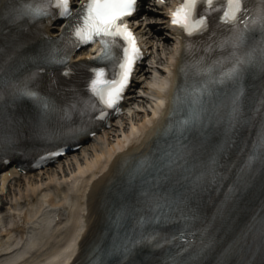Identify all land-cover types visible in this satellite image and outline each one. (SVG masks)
I'll return each instance as SVG.
<instances>
[{
    "label": "snow or ice",
    "instance_id": "6c2138e0",
    "mask_svg": "<svg viewBox=\"0 0 264 264\" xmlns=\"http://www.w3.org/2000/svg\"><path fill=\"white\" fill-rule=\"evenodd\" d=\"M139 0H84L80 6V10L73 15L70 0H29L22 9L25 16L33 19L44 17L47 15L60 16L66 18L68 39L65 41V55L57 60L56 53L59 51L53 48L49 58L52 61L62 62L68 59L67 51L73 47L94 42L99 39L104 46L102 54L97 57L100 61L111 60L112 69L109 71L107 67H94L91 69L92 75L86 84L91 95L84 101V110L94 108V100L103 107H116L118 102L123 99V93L131 81L132 72L137 61L143 56L140 45L132 29L128 26L127 18L133 14L138 7ZM253 5L248 7V5ZM55 9V11H53ZM9 15L11 10L5 8ZM253 12L254 15H249ZM213 13H220L218 16V26L230 25V35L228 37L221 36L219 41L214 37L217 32H212L209 39L211 44L205 43L208 52L214 51L213 45L219 48L231 47L233 51L227 56L208 63L207 55H202L198 59L185 63L182 71L185 77V86L183 92V102L188 106L189 114L179 122L181 134L185 131H191L197 127L203 128L205 123L213 122V108L218 112L221 104L214 106L215 97L218 93V86L229 82L239 83L248 70V66L258 63L261 69H264V0H183V2L172 11V23L178 25L187 33L186 39L187 51L191 54L195 48L192 40L195 36H204L209 31L210 21ZM260 30V39L257 47L247 55H240L239 49L248 41L254 38L256 29ZM75 37V39H73ZM64 34H61V39ZM260 53L257 60L256 52ZM231 63L232 67L225 68ZM217 69L220 70L217 75ZM71 70L65 68V72ZM196 77H204L202 81H197ZM16 91L40 103L45 109L52 107L51 101L44 97L39 91H35L27 84L17 87ZM243 89L238 88L231 99L232 119L229 122V129L234 131V124L241 112V97ZM177 101L181 99L178 94ZM264 108V101L261 102ZM118 110V108H117ZM101 115H104L101 110ZM60 151H63L61 148ZM224 151L221 149L218 152ZM254 151L260 154V158L264 161V132L256 139ZM257 157L255 155L249 157L248 168L251 167L253 161ZM170 163H176L171 160ZM212 167L209 173L202 174L198 180L204 179L205 175H210L213 182L221 178V173L216 171V167L220 164L219 158H213ZM244 177H241V183H246ZM241 188L233 185L232 192L238 193ZM147 195V193H145ZM152 203L158 210L161 208L158 200L153 197ZM166 214H154L149 220L147 216L139 221V226H144L150 222L162 223ZM170 219V217H168ZM185 219H188L185 217ZM261 231L264 232V217L261 218ZM161 235L156 232L144 236L143 239L132 242L129 241L131 247L122 246L117 248L113 246V250L109 255H115L122 251L127 256L132 248L137 244L147 242H155L157 236ZM180 238L184 239V234H180ZM159 247V243L155 244ZM191 247V243L188 244ZM187 248L181 247L175 254L170 257L171 264H186L181 260L182 253Z\"/></svg>",
    "mask_w": 264,
    "mask_h": 264
},
{
    "label": "bare ground",
    "instance_id": "6f19581e",
    "mask_svg": "<svg viewBox=\"0 0 264 264\" xmlns=\"http://www.w3.org/2000/svg\"><path fill=\"white\" fill-rule=\"evenodd\" d=\"M177 50V46H175ZM168 68V67H167ZM171 70V67L170 69ZM164 83V82H163ZM161 83V89L156 94L159 97V102L156 107H152L151 112L141 123V127H133L128 133L122 129L116 136V140L112 144L105 145L98 148L99 141L93 142V154L91 156H74L75 166L70 170L71 175L67 178H60L59 182L56 178L62 177L57 171L54 175L48 177V186L45 190H41L44 180L41 176V182L33 184L30 182L29 176L40 175L35 173L32 175H25L26 179V194L32 192L36 193V200L29 197L26 208L22 211V206L14 205L13 212L16 209H21L18 216L14 213L3 214L0 213V229L1 232L7 231L0 239V251L10 249L18 240L21 241L22 237L25 241L29 238V242L20 250H15L9 255L0 258V264H24L25 261L19 262L24 257L26 252L31 251L35 246L40 245L44 251V257L35 258L32 264H69L68 262L74 254V246L76 243V236H79L85 231V240H89L92 236L99 233V223L104 220L105 212L103 211L104 205L100 203L102 200V192L117 178H121L119 173L124 175L128 169L126 165H120L123 154L121 153L126 143L140 140L141 135L138 136L142 130L144 132L150 125L154 128L157 124V113L162 112L164 105L163 96L168 97L167 85H169V78L165 80L166 85ZM147 122V123H146ZM153 123V125L151 124ZM102 133L97 135L93 140L102 137ZM123 134V136H120ZM102 143H108L107 139L102 140ZM101 143V144H102ZM121 151V152H120ZM64 170V169H63ZM90 173L88 174V172ZM16 173L10 170L4 172L1 176L0 188L4 189L5 185L9 184V175ZM28 176V177H27ZM52 184V185H51ZM33 193V194H34ZM50 196H47L48 194ZM0 205V207H3ZM86 209L89 213L86 214ZM59 213L62 217L63 233L56 234V225L54 216ZM22 221L21 237H16L12 225L16 221ZM87 228V230H86ZM14 236L16 239H14ZM74 239V240H72ZM23 241V240H22ZM43 246H47L44 249ZM8 252V251H7ZM27 262H30L26 259ZM30 264V263H28ZM74 264H79V259Z\"/></svg>",
    "mask_w": 264,
    "mask_h": 264
},
{
    "label": "rangeland",
    "instance_id": "374dc122",
    "mask_svg": "<svg viewBox=\"0 0 264 264\" xmlns=\"http://www.w3.org/2000/svg\"><path fill=\"white\" fill-rule=\"evenodd\" d=\"M162 35V33H161ZM166 36V34L163 33V36ZM171 44L172 41L169 38H162L161 40H156V45L154 48V57L151 58V61H149V65L147 66L149 68V72L147 74L146 82L142 83L138 89V94L133 103L127 108V114L123 117L121 120H118L117 125L110 128L105 132V134L102 135L101 138H97L95 140H92L91 142H88L85 146L81 148L80 152H77L75 154H71L67 157H65L63 160L58 162L56 165L50 166L47 169L42 170L40 175L33 176H27L30 179V182L35 184L36 182H40L41 176L44 178H48L49 176L54 175L55 172L60 171L58 174L60 176L65 177L66 175H70L72 169H74L75 159H73L74 156H91L94 152V148L92 146V143L96 140L99 141L98 148H102L105 145L112 144L116 140L117 134L122 129H127L130 123L135 122L137 119L144 117L148 111L152 109V106L155 102V96L158 92L159 85L162 82V77L164 74V67H166V62L171 56ZM148 80V81H147ZM107 139L108 143H102V140ZM96 141V142H98ZM102 143V144H101ZM64 169V170H63ZM17 176L9 183V187L6 190L4 188L3 190L0 188V202L6 201L7 210H5L6 214H16L18 216V212L21 211V209H16L14 212L10 209V206H13L15 204V201L18 202V205H20V208L22 206V211L26 208L25 203L28 202L29 197L31 195H27V189H26V179L25 177ZM58 178V176H57ZM22 221L19 220L16 221L13 225L17 227L16 235L17 237H20L21 235V225ZM4 230L0 233H3ZM3 236L0 235V238Z\"/></svg>",
    "mask_w": 264,
    "mask_h": 264
}]
</instances>
